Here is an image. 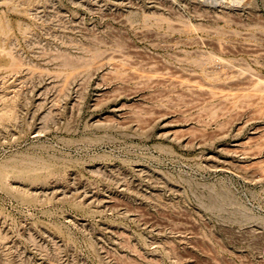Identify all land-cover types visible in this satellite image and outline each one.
Instances as JSON below:
<instances>
[{
    "label": "rangeland",
    "instance_id": "374dc122",
    "mask_svg": "<svg viewBox=\"0 0 264 264\" xmlns=\"http://www.w3.org/2000/svg\"><path fill=\"white\" fill-rule=\"evenodd\" d=\"M0 264H264V0H0Z\"/></svg>",
    "mask_w": 264,
    "mask_h": 264
}]
</instances>
